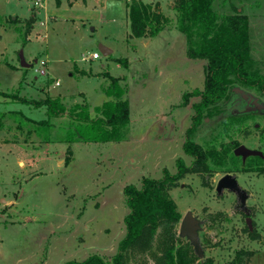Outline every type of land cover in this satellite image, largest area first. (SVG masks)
I'll list each match as a JSON object with an SVG mask.
<instances>
[{
    "label": "rangeland",
    "instance_id": "obj_1",
    "mask_svg": "<svg viewBox=\"0 0 264 264\" xmlns=\"http://www.w3.org/2000/svg\"><path fill=\"white\" fill-rule=\"evenodd\" d=\"M34 1L0 0V264H65L92 253L109 257L125 232L128 210L121 187L139 185L142 175L160 177L163 168L173 172L177 157L191 161L182 144L198 97L190 96L182 105L181 97L203 86L205 60L185 54V37L172 23L155 36L127 38L128 0H43L41 6ZM227 1L251 5L253 52L264 61V0ZM171 2L158 0L162 13L173 20ZM32 13L34 24L23 43L9 17ZM99 44L112 52L103 55ZM20 51L29 66H20ZM95 51L99 57L82 58ZM117 57H126L128 67ZM44 59L45 73L39 74ZM105 71L122 77L126 90V140L72 142V158L65 163L69 144L59 140L55 129L53 140L43 143L27 133L28 126L17 128L8 114L20 110L32 119L45 118L42 107L2 94L14 91L20 80L21 96L39 99L48 93L68 104L85 99L94 113L93 107L106 99L100 87ZM241 89L264 104V93ZM189 137L210 150L211 174H206L207 185L198 174L187 173L169 189L181 217L191 210L201 221L203 253L217 264L228 262L241 247L255 250L251 264H264V172L258 169L264 158L252 155L243 161L233 154L237 141L264 155V110L235 92L226 107L205 117ZM242 163L250 170L239 171ZM225 173L236 175L247 191L248 213L237 207L234 192L215 190ZM219 211L225 216L212 220L210 215ZM246 217L260 239L248 238Z\"/></svg>",
    "mask_w": 264,
    "mask_h": 264
},
{
    "label": "trees",
    "instance_id": "obj_2",
    "mask_svg": "<svg viewBox=\"0 0 264 264\" xmlns=\"http://www.w3.org/2000/svg\"><path fill=\"white\" fill-rule=\"evenodd\" d=\"M171 3L173 20L162 13L158 0L126 1L125 16L129 21L126 36H155L172 23L185 37V54L192 59L205 60L203 86L185 91L181 97V105L190 96L198 97L191 104L192 123L186 128L182 144V151L191 157V161L186 163L182 157H177L173 172L163 168L160 177L142 175L139 185L124 184L121 192L128 212L123 217L125 232L117 242L116 252L109 257L92 253L82 260L68 259L65 264H217L204 253L197 255L191 242L179 236L181 214L169 189L187 173L198 174L202 184L207 185L206 174H211L207 162L210 150L203 149L189 136L205 117L215 116L228 105L236 92L235 87L264 93V61L252 51L250 15L238 10L239 6L229 5L227 0H172ZM34 20L33 13L23 19L9 17L10 23L17 25L14 28L23 43H26ZM17 23H23L25 27ZM115 59L128 67L126 57ZM80 73L85 72L81 70ZM104 76L105 81L100 87L106 99L93 107L94 113L85 99L68 104L59 95L48 93L39 99L21 96L18 92L21 80L14 91L2 94L11 101L45 109V118L39 120L25 116L20 110H9L8 114L15 120L17 128L28 126L27 133H35L43 143L53 140L52 130L55 129L61 135L59 140L69 144L64 157L68 163L72 158V142H114L128 138L130 107L124 97L126 90L121 83L122 77L107 71ZM241 130L248 133L244 128ZM237 145L239 143L234 141L233 146ZM258 169L264 172V165ZM238 170L250 169L242 163ZM222 214L219 211L210 218L219 220L225 216ZM244 230L248 238L260 239L255 228L245 227ZM254 252L238 248L224 264H251Z\"/></svg>",
    "mask_w": 264,
    "mask_h": 264
},
{
    "label": "water",
    "instance_id": "obj_3",
    "mask_svg": "<svg viewBox=\"0 0 264 264\" xmlns=\"http://www.w3.org/2000/svg\"><path fill=\"white\" fill-rule=\"evenodd\" d=\"M14 18V17H12ZM99 49L103 55H108L111 50L99 44ZM20 58V66L27 67L30 63L25 61L23 58L22 51L19 52ZM235 91L238 92L242 99L246 100L249 104H252L256 109L264 110V104L257 100L256 96H253L251 92H247L242 90L240 87H235ZM234 155H240L242 160L244 161L248 156L258 155L264 158L263 153L256 148H247L243 144H239L234 147L233 150ZM222 189H227L235 193L237 199V207L241 208L243 211L248 213V208L246 207V200L248 198V193L245 189H243L237 182L236 175L232 173H225L220 176L216 182L215 190L219 193H222ZM250 218L246 217V224L248 225V229L251 230L252 226L250 224ZM201 221L192 214L191 210H187L185 214L181 217L179 221V229L178 234L180 237L187 238L189 242H191L195 253L199 256H203V249L201 246V242H199L198 232L201 228Z\"/></svg>",
    "mask_w": 264,
    "mask_h": 264
},
{
    "label": "built area",
    "instance_id": "obj_4",
    "mask_svg": "<svg viewBox=\"0 0 264 264\" xmlns=\"http://www.w3.org/2000/svg\"><path fill=\"white\" fill-rule=\"evenodd\" d=\"M42 2H43V0H35L34 1V5H40L41 6ZM40 23L43 24L42 22H40ZM97 57H99L97 51L92 52V53L88 54L87 56H85V55L82 56L83 59H95ZM39 64H40V67H39V69H37L38 73L39 74H44L45 73L46 60L45 59L44 60H40Z\"/></svg>",
    "mask_w": 264,
    "mask_h": 264
},
{
    "label": "crops",
    "instance_id": "obj_5",
    "mask_svg": "<svg viewBox=\"0 0 264 264\" xmlns=\"http://www.w3.org/2000/svg\"><path fill=\"white\" fill-rule=\"evenodd\" d=\"M148 1H149V0H148ZM171 7H172V5H171ZM238 10H241V11H243L244 13L249 14V15L251 14V13H250L251 7H250L249 5H248V6H245V7H244V6H242V7L239 6ZM19 18H20V17H19ZM24 18H25V17H24ZM20 19H23V18H20ZM160 32H161V31H160ZM110 50H111V49H110ZM252 51H253V50H252ZM111 52H112V50H111ZM111 52H110V53H111ZM139 138H140V137H139ZM141 139H142V138H141ZM121 188H122V187H121ZM11 203H12V202H11Z\"/></svg>",
    "mask_w": 264,
    "mask_h": 264
}]
</instances>
